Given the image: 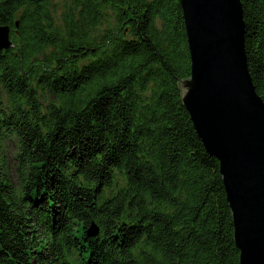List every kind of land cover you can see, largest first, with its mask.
Listing matches in <instances>:
<instances>
[{
	"label": "trees",
	"instance_id": "obj_1",
	"mask_svg": "<svg viewBox=\"0 0 264 264\" xmlns=\"http://www.w3.org/2000/svg\"><path fill=\"white\" fill-rule=\"evenodd\" d=\"M241 3L264 101V0ZM57 7L0 0V264H241L220 163L182 102L180 1Z\"/></svg>",
	"mask_w": 264,
	"mask_h": 264
},
{
	"label": "water",
	"instance_id": "obj_2",
	"mask_svg": "<svg viewBox=\"0 0 264 264\" xmlns=\"http://www.w3.org/2000/svg\"><path fill=\"white\" fill-rule=\"evenodd\" d=\"M179 1L191 56L182 102L220 163L241 264H264V101L248 68L242 3ZM10 31L0 27V53L12 47Z\"/></svg>",
	"mask_w": 264,
	"mask_h": 264
},
{
	"label": "rangeland",
	"instance_id": "obj_3",
	"mask_svg": "<svg viewBox=\"0 0 264 264\" xmlns=\"http://www.w3.org/2000/svg\"><path fill=\"white\" fill-rule=\"evenodd\" d=\"M55 2L58 5V7H57L58 11L60 13H62L65 3H69L70 0H55ZM16 153H17L16 144L13 143V142H10L8 144V147H7L6 160H7L8 164H9V167L12 170L13 182L15 183L16 186H18L19 181H18V177H17L16 171H15V160H14L15 157H16Z\"/></svg>",
	"mask_w": 264,
	"mask_h": 264
}]
</instances>
